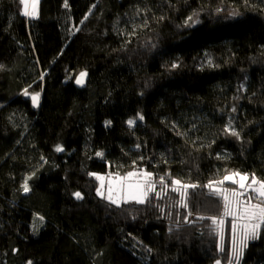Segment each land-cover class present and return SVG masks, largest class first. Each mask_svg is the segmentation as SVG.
<instances>
[{"label": "trees", "instance_id": "1", "mask_svg": "<svg viewBox=\"0 0 264 264\" xmlns=\"http://www.w3.org/2000/svg\"><path fill=\"white\" fill-rule=\"evenodd\" d=\"M40 5L0 0V264H264V225L234 257L206 187L264 181V0ZM108 172L155 191L113 204Z\"/></svg>", "mask_w": 264, "mask_h": 264}, {"label": "snow or ice", "instance_id": "2", "mask_svg": "<svg viewBox=\"0 0 264 264\" xmlns=\"http://www.w3.org/2000/svg\"><path fill=\"white\" fill-rule=\"evenodd\" d=\"M21 3L25 6L24 15H36V5L39 3V0H32V11H27L28 9V0H21ZM67 6V5H65ZM86 18V17H85ZM192 18L189 17V20ZM87 75L86 72L80 73V78L76 81L78 84H82L84 77ZM27 95V90L25 91ZM32 101L34 104L39 101V93L32 96ZM140 120H143L144 117L140 116ZM128 124L134 125V120H129ZM232 135H238V133L233 132ZM57 151H62L63 149L57 147ZM102 155V154H98ZM137 175L135 172L128 173L127 177L117 176L115 181L112 183L115 184V188L109 187L108 196L106 197L111 203L119 205L121 201L129 202L135 201L136 203H145L150 192L155 191V185L151 182L153 174L150 172H143V175L146 180L145 183H128V178ZM234 177H239V179H234ZM97 179L103 182L104 177L97 176ZM225 180H232L233 183L239 185L240 190H229L214 188L216 184H223L224 181H214L210 182L206 187L213 189L217 194L221 195L224 200L223 204V216L233 217V222L231 224V229L233 233V249L232 253L234 257H239L243 255V249L247 246V241L249 239H257L259 237V229L264 225V181L256 179L254 176L250 177L246 174L233 173L231 176H225ZM161 184H165L164 177H160ZM250 181V182H249ZM172 184L177 185L174 187L173 191L180 192L182 197V203L184 207H187V204L183 202V198L187 196V190L189 188H195V184H183L181 180L175 179L172 181ZM103 186V184H102ZM24 191H29V186L27 182L23 185ZM115 192V195H113ZM103 195V193H100ZM76 197L82 198L79 192L75 193ZM159 195V193H157ZM243 198V199H242ZM191 215V213H188ZM42 219V218H41ZM214 224L219 225L221 228L224 225L223 218L212 217ZM239 233V243L240 247L236 246V234ZM223 251V248H221ZM31 264V261L28 262ZM216 264H220V261H217ZM231 264V261L229 262ZM238 264V261H237Z\"/></svg>", "mask_w": 264, "mask_h": 264}, {"label": "rangeland", "instance_id": "3", "mask_svg": "<svg viewBox=\"0 0 264 264\" xmlns=\"http://www.w3.org/2000/svg\"><path fill=\"white\" fill-rule=\"evenodd\" d=\"M42 0H39V3L36 5V15H32L33 17H38V15H39V12H40V8H41V5H40V2H41ZM28 4H29V6H28V9H27V11H29V12H31L32 11V7H31V4H32V0H28ZM85 78H86V76L84 77V81H83V83L85 82ZM77 85L78 86H80L78 83H77ZM135 173H137V175H135V176H132V177H130V178H128V180H127V182L128 183H133V184H135V183H145V180H146V178L143 176V175H141V173H143V172H135ZM240 174H246V175H248L247 173H243V172H239ZM233 173H230V174H228L227 176H231ZM97 176H102V177H104V180H103V182L101 181V180H99V179H97ZM128 176V174L127 175H119V177H127ZM249 177H250V179L252 178L250 175H248ZM94 177L96 178V180L98 181V194L101 196V197H104V198H106L107 196H108V189H109V187L111 186V187H113V188H115V184L114 183H112L113 181H115V179H116V177L117 176H114V175H112L111 173H107V174H99V173H97V174H95L94 175ZM225 178V177H224ZM234 179H239V177H234ZM220 181H224L223 182V184H217V185H214V188H221V189H229V190H233V189H235V190H240V191H243L242 189H239V185L238 184H235V183H233L232 182V180H225V179H221ZM152 183H153V176H152V181H151ZM250 182V181H249ZM102 184H103V186H102ZM211 190H213V189H211ZM214 194H217V193H215V191L213 190L212 191ZM100 193H103V195H101ZM151 194H152V192H150L149 193V195H148V197H147V200L150 198V196H151ZM113 195H115V192H113ZM220 198H221V201H222V205L224 204V200H223V197L221 196V195H219V194H217ZM146 200V201H147ZM129 202H131V201H129ZM135 202V201H134ZM121 203H128V202H123V201H121ZM120 203V204H121ZM119 204V205H120ZM223 214V213H222ZM223 216V215H222ZM231 216H229V218H230ZM226 219H227V217H226ZM225 221V220H224ZM217 261H220V260H217ZM217 261H215L213 264H216V262ZM220 264H223V262H222V260L220 261Z\"/></svg>", "mask_w": 264, "mask_h": 264}, {"label": "water", "instance_id": "4", "mask_svg": "<svg viewBox=\"0 0 264 264\" xmlns=\"http://www.w3.org/2000/svg\"><path fill=\"white\" fill-rule=\"evenodd\" d=\"M39 101H40V97H39ZM39 101H38V103L35 104V107H36V108H37V107L39 106V104H40Z\"/></svg>", "mask_w": 264, "mask_h": 264}]
</instances>
